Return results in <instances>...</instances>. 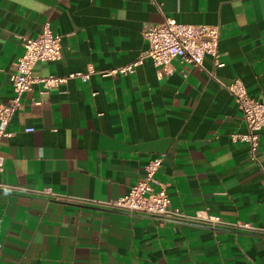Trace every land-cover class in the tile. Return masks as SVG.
Here are the masks:
<instances>
[{"label": "crops", "instance_id": "0c3cea01", "mask_svg": "<svg viewBox=\"0 0 264 264\" xmlns=\"http://www.w3.org/2000/svg\"><path fill=\"white\" fill-rule=\"evenodd\" d=\"M164 17L217 27L224 65L206 56L205 70L264 101V0H0V105L21 38L46 21L62 58L33 75L92 71L21 96L0 141V264H264L263 235L66 200H115L163 156L156 180L173 208L264 229L263 177L232 140L245 132L242 114L217 81L178 59L167 72L143 58L126 75L101 76L143 57L144 28ZM258 158L264 167V130Z\"/></svg>", "mask_w": 264, "mask_h": 264}, {"label": "built area", "instance_id": "2783aa9c", "mask_svg": "<svg viewBox=\"0 0 264 264\" xmlns=\"http://www.w3.org/2000/svg\"><path fill=\"white\" fill-rule=\"evenodd\" d=\"M142 35L148 44L143 57H140L130 67L105 72L101 76L126 75L133 70L134 66L140 64L143 58L150 59L153 65L159 67L163 72H167L166 68L174 59L206 72L210 78L217 81L219 86L232 96L241 111L245 132L233 135L232 140L247 146L248 159L259 168L264 184V167L258 158L259 143L264 130V101L249 97L239 80H234L228 84L220 82L203 66V60L206 56L212 59L215 67L220 68L224 65L219 59L217 50L218 28L208 25L180 24L173 18L164 17L160 23L145 27ZM21 45L23 53L17 59L14 70L9 76L12 96L6 104L0 105V141L12 136V133L7 130L9 122L13 114L21 107V96L31 91L34 85H40V92L46 93L50 89L65 84L69 79H79L86 82L92 74V71L89 70L87 73L75 72L64 77L54 75L37 77L33 75L32 71L37 63L56 62L62 58L61 36L53 32L47 21L36 37H22ZM25 131L29 133L33 132V129L28 128ZM163 158V156H159L149 160L144 166L141 180L130 187L126 194L115 200L105 202L66 200L145 217L193 222L212 229H231L264 236V229H258L249 223L226 224L220 217L209 215L206 212L196 213L193 217H189L181 210L173 208L165 189L156 180V173L163 163ZM3 165L4 159L0 155V172L3 170ZM0 190H8V187L0 184ZM42 194L48 195L50 193L47 190Z\"/></svg>", "mask_w": 264, "mask_h": 264}]
</instances>
